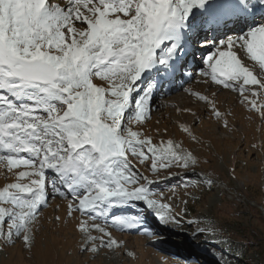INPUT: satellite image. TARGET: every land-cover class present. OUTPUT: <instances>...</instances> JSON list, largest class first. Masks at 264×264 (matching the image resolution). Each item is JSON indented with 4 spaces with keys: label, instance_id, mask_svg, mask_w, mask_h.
I'll list each match as a JSON object with an SVG mask.
<instances>
[{
    "label": "snow or ice",
    "instance_id": "1",
    "mask_svg": "<svg viewBox=\"0 0 264 264\" xmlns=\"http://www.w3.org/2000/svg\"><path fill=\"white\" fill-rule=\"evenodd\" d=\"M207 3L67 0V7H60L51 0H0V151L6 153L0 154V165L6 162L17 180L0 190V204L10 205L0 207L8 239L30 245V225L47 202L45 169L66 190L57 192L73 201L69 216L77 211L89 220L103 218L116 230H131L139 227V217L112 210L139 202L167 222L161 210L169 205L154 198L150 185L155 181L135 171L128 154L140 164L150 160V171L157 176L174 166L188 168L195 160L171 144L153 146L151 138L140 139L126 125L143 123L150 113L152 85L136 87L143 74L175 59L192 28L193 10ZM238 3L247 8L245 0ZM256 3L264 6V0ZM219 44L205 57L207 70L201 75L241 96L248 91L256 96L245 86L264 89V79L238 53L264 69V25ZM97 78L106 87L96 85ZM199 100L208 102L203 95ZM211 111L221 118L214 104ZM21 167L31 171L13 172ZM25 178L29 182L21 183ZM90 229L102 235L92 236ZM78 230L84 234V251L120 246L99 223L81 221Z\"/></svg>",
    "mask_w": 264,
    "mask_h": 264
},
{
    "label": "rangeland",
    "instance_id": "2",
    "mask_svg": "<svg viewBox=\"0 0 264 264\" xmlns=\"http://www.w3.org/2000/svg\"><path fill=\"white\" fill-rule=\"evenodd\" d=\"M51 2L67 7V0ZM244 54L240 53L242 62L258 79H264V71L256 74L259 65ZM198 67L207 70L203 62ZM145 81L144 89L153 80L148 76ZM93 82L106 87V82L98 78ZM245 87L257 95L248 91L241 96L200 75L188 80L183 89L178 88L177 97L163 96L156 99L157 104L151 103L143 123L126 125L139 132L140 139L151 138L153 146L171 144L173 150L190 154L195 160L188 168L174 166L160 170L157 176L150 171V160L140 164L128 154L134 170L155 181L150 185L154 198L169 205L161 210L167 222L139 202L127 207L136 206L145 216H157L148 219L154 226L148 240L135 234L119 235L113 227L101 223L103 218L89 220L77 211L69 216L68 204L73 201L59 194L66 192L60 178L45 169V185H49L51 195L30 225L31 243L25 245L15 237L8 239L7 224L0 225L4 233L0 235V264H264V89L258 85ZM201 95L215 105L222 114L220 119L214 118L210 103L199 100ZM252 101L259 110L252 107ZM21 170L31 171L21 167L13 172ZM198 178L205 182L196 181ZM15 182L16 177L7 171L4 162L0 165V190ZM20 182L28 183L29 178ZM112 211L119 213V209ZM81 221L89 226H105L120 246L84 251V234L78 230ZM90 231L92 236L102 235L94 229ZM94 243L99 246L100 241Z\"/></svg>",
    "mask_w": 264,
    "mask_h": 264
},
{
    "label": "bare ground",
    "instance_id": "3",
    "mask_svg": "<svg viewBox=\"0 0 264 264\" xmlns=\"http://www.w3.org/2000/svg\"><path fill=\"white\" fill-rule=\"evenodd\" d=\"M211 1L212 0H209L208 1V3L205 5V6H207V7H204V9H197V10H193V13H192V16L190 17V22L194 19V18H196V16L198 17V16H200V15H204V12L205 11H210V10H215V9H218V13H216L215 15H217L216 17H215V20H218V19H223V17H226V16H228L227 14H229V12H228V10H231L230 9V6H224V5H222V6H219V7H213V6H211V5H209V3H211ZM229 3H231V4H238L239 5V8L240 9H244L245 10V12H247L248 11V7L250 8L251 6L250 5H248V7L247 8H245L244 6H242V5H240L239 3H238V0H229ZM231 4H229V5H231ZM221 14H222V17H220L221 16ZM228 17H230V19H234V20H236V17H234V16H228ZM214 21V20H213ZM255 21V23L254 24H252L251 26H249V28L248 29H245V27H243L244 29H243V31H246V32H248V31H250L251 29H253V28H256L257 27V25H256V23L258 22V21H260V19H255L254 20ZM253 21V22H254ZM217 24V23H216ZM202 24H198V23H196L195 24V26H194V28H191L190 30H192V29H194V31L193 32H198V28L201 26ZM238 29H239V27H238ZM199 33H201V32H199ZM229 35V34H228ZM233 36V34L232 35H229V36H226L227 38L228 37H232ZM236 37V36H235ZM184 42H185V39H184ZM206 44H208V48L207 49H212L211 47L212 46H210V43H205V44H203L204 45V47H205V45ZM213 44V43H212ZM198 46V45H197ZM215 46H217L218 47V45H215ZM220 46V45H219ZM191 47H193L194 48V46H191ZM180 49H184V50H186V44L185 43H183V45H181V47H180ZM188 50H186V52H187ZM240 54V53H239ZM244 54V53H243ZM244 55H246V54H244ZM203 56H205V55H203ZM208 55H206L205 57H207ZM205 57H198V56H196L195 58H194V60L195 61H197L195 64H198V61L199 60H201V61H203L204 59H205ZM177 59V57H175V59L172 61V62H170L166 67H170V68H172V67H175V65L176 64H174V62H175V60ZM159 67H157V68H155V69H153V70H151V71H149V72H145L147 75H149L150 73H156V74H158L159 73V69H158ZM186 69V68H185ZM262 71H264V69H260V68H258L256 71H255V73L256 74H258V73H260V72H262ZM187 75H190V76H192V75H194V74H197V73H199V75L202 73V70H198V69H188V70H185L184 71ZM162 77H163V79L164 78H166V75L165 74H163L162 75ZM144 78L142 77L141 78V80L139 81L140 83H142V80H143ZM192 79V78H191ZM169 81V80H168ZM144 84V83H143ZM195 87V86H194ZM141 88H143V87H141ZM178 91V88L177 87H175V86H172L170 89H169V91L164 95L165 97H167V96H175V97H177V94H175L176 92ZM226 91V90H225ZM157 97H159L158 95H155V94H152V98H151V101H153V102H151V103H158L157 102V100H156V98ZM181 99V98H180ZM161 102V101H160ZM150 103V104H151Z\"/></svg>",
    "mask_w": 264,
    "mask_h": 264
},
{
    "label": "trees",
    "instance_id": "4",
    "mask_svg": "<svg viewBox=\"0 0 264 264\" xmlns=\"http://www.w3.org/2000/svg\"><path fill=\"white\" fill-rule=\"evenodd\" d=\"M196 181L200 182V183H204L205 181L204 180H201V179H195ZM263 205H264V202H263ZM210 252L213 254L214 251L213 250H210Z\"/></svg>",
    "mask_w": 264,
    "mask_h": 264
}]
</instances>
